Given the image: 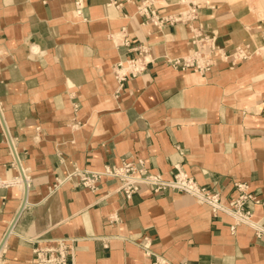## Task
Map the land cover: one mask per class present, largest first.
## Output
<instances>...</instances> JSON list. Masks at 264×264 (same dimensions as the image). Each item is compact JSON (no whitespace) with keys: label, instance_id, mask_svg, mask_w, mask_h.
I'll return each mask as SVG.
<instances>
[{"label":"crops","instance_id":"0c3cea01","mask_svg":"<svg viewBox=\"0 0 264 264\" xmlns=\"http://www.w3.org/2000/svg\"><path fill=\"white\" fill-rule=\"evenodd\" d=\"M140 1L0 0V264L60 238L70 264H264V17L251 0H154L159 18L194 8L155 23ZM192 29L214 46L207 70L167 60L198 48ZM139 46L144 69L119 85ZM125 159L165 179L177 165L225 206L247 183L252 224L185 191L64 180Z\"/></svg>","mask_w":264,"mask_h":264},{"label":"built area","instance_id":"2783aa9c","mask_svg":"<svg viewBox=\"0 0 264 264\" xmlns=\"http://www.w3.org/2000/svg\"><path fill=\"white\" fill-rule=\"evenodd\" d=\"M154 0H141L137 5V11L144 14L146 18L155 23L163 21H177L185 20L190 17V11L194 8L188 6L187 9L180 10L175 14L159 18L156 15L155 9L152 7ZM76 11H80V0H76ZM191 41L196 43L198 48L194 52L184 55L167 58L172 66H196L199 70H207L213 64L211 59V50L214 46H209L205 49L204 43L208 40L201 34L196 33L192 29ZM128 39H122L123 44H128ZM138 49V56L119 61L113 68V74L121 85L122 81L126 78L133 76L144 69L147 63L146 56L142 54L147 51L146 48L140 47ZM23 174V171H22ZM103 177H113L118 179L119 184L116 191L121 192L126 198H130L135 193L141 184H147L153 187L154 191L164 189H175L190 193L201 203H206L211 207L213 212L218 210L228 213L234 218V224H252V212L245 208L248 201L259 202L256 197L249 191L248 185L245 182H235L237 195L231 201L230 206L222 205L219 201V193L210 191L202 187L190 176L186 171L176 165V172L170 179H165L160 173H153L147 170L144 165L143 159H125L121 165L117 166H104L102 169L90 170L75 168L68 173L66 179H77L81 185L88 187L92 190L97 188V182ZM64 180L57 181L62 183ZM6 181L0 180V187L8 185ZM233 229L234 226H231ZM72 239L60 238L54 243L46 246H36L33 248V255L35 264H70L68 256L71 254ZM165 264V263H164Z\"/></svg>","mask_w":264,"mask_h":264},{"label":"rangeland","instance_id":"374dc122","mask_svg":"<svg viewBox=\"0 0 264 264\" xmlns=\"http://www.w3.org/2000/svg\"><path fill=\"white\" fill-rule=\"evenodd\" d=\"M251 6L264 17V0H251Z\"/></svg>","mask_w":264,"mask_h":264}]
</instances>
